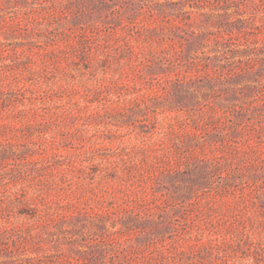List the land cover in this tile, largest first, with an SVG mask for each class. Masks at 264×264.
Returning <instances> with one entry per match:
<instances>
[{"label":"rangeland","instance_id":"1","mask_svg":"<svg viewBox=\"0 0 264 264\" xmlns=\"http://www.w3.org/2000/svg\"><path fill=\"white\" fill-rule=\"evenodd\" d=\"M0 264H264V0H0Z\"/></svg>","mask_w":264,"mask_h":264}]
</instances>
